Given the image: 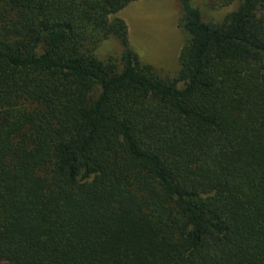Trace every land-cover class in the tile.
<instances>
[{
  "label": "trees",
  "instance_id": "trees-1",
  "mask_svg": "<svg viewBox=\"0 0 264 264\" xmlns=\"http://www.w3.org/2000/svg\"><path fill=\"white\" fill-rule=\"evenodd\" d=\"M133 1L0 0V264H264V0H178L173 77Z\"/></svg>",
  "mask_w": 264,
  "mask_h": 264
},
{
  "label": "rangeland",
  "instance_id": "rangeland-1",
  "mask_svg": "<svg viewBox=\"0 0 264 264\" xmlns=\"http://www.w3.org/2000/svg\"><path fill=\"white\" fill-rule=\"evenodd\" d=\"M204 19L222 18L234 5L211 11L204 0H191ZM128 27L131 49L144 63L157 68L163 75L173 77L178 68V56L186 39V33L179 27L181 8L178 0H136L117 14ZM121 46L114 37L103 41L96 50L99 58H119Z\"/></svg>",
  "mask_w": 264,
  "mask_h": 264
}]
</instances>
